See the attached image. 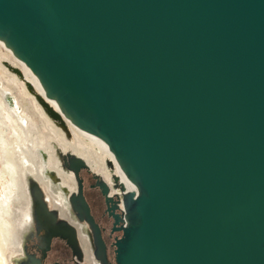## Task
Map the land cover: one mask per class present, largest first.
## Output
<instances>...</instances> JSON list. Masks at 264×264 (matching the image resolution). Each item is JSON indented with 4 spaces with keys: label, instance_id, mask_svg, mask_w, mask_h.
<instances>
[{
    "label": "water",
    "instance_id": "water-1",
    "mask_svg": "<svg viewBox=\"0 0 264 264\" xmlns=\"http://www.w3.org/2000/svg\"><path fill=\"white\" fill-rule=\"evenodd\" d=\"M0 40L135 184L113 200L94 173L124 208L115 264H264V0H0ZM61 157L111 264L81 193L89 166Z\"/></svg>",
    "mask_w": 264,
    "mask_h": 264
},
{
    "label": "flooded vegetation",
    "instance_id": "flooded-vegetation-1",
    "mask_svg": "<svg viewBox=\"0 0 264 264\" xmlns=\"http://www.w3.org/2000/svg\"><path fill=\"white\" fill-rule=\"evenodd\" d=\"M66 145L60 148L65 150ZM72 153L81 154L78 149L72 150ZM81 156L90 168L81 169L79 172L82 180L81 193L88 203L94 222L98 225V233L104 242L106 260L115 264L114 243L116 237L122 233L116 229L121 223L115 214L123 212L120 208L121 202L119 208H113L114 202L106 199L94 173L99 174L109 185V194L113 196V200L116 199L115 194L120 195L119 185H116L113 173L109 172L103 163L94 161L93 155L90 156L89 152H86V155ZM96 158H99V155H96ZM33 165V168L28 167V172L37 179L42 195L39 200L34 197L33 188H28L26 176L29 174L25 175L19 188V197L22 201L20 235L11 248L3 249L4 264H101L93 253L94 233L87 220L80 219L70 202L71 194L79 193L74 173L64 169L59 159L48 158L49 167L56 171L55 178L47 174L45 169L42 175L37 160ZM45 179L50 182L52 191ZM64 221L76 227L75 246L70 242L72 233ZM61 233L65 234V237ZM10 252L15 253L12 261Z\"/></svg>",
    "mask_w": 264,
    "mask_h": 264
},
{
    "label": "bare ground",
    "instance_id": "bare-ground-1",
    "mask_svg": "<svg viewBox=\"0 0 264 264\" xmlns=\"http://www.w3.org/2000/svg\"><path fill=\"white\" fill-rule=\"evenodd\" d=\"M0 44L5 47V49L13 56V59H15L16 63L12 61L11 59L9 61L6 60V58L2 59L0 58V142H1V152H0V159L3 163V168L7 171L10 172V178L12 180L11 184L13 187L20 188V183L21 180L25 178V175H28V167L33 168V162L37 160V164H39V167L42 170V175H44V169L47 174L51 175V172H55L54 169L50 168L48 165V158L57 160L59 157L61 163L63 164V160L61 157V152L63 153H72V150L76 149L75 144H70L67 140H69L71 143L74 142V140H70L71 135H79V137H82L85 139V141L89 142L88 148L83 146L80 147V155L74 154L76 156H79L83 158L81 155H86V152H89V155H93V160L94 161H99L103 163V165L108 168L110 166L114 167V175L118 177V185L119 182L123 185L124 190H121L119 187L120 195L125 191H135L137 192V188L133 182H131L128 177L125 175V173L122 171L121 167L119 166L117 160L115 159L113 153L110 151L108 145L99 137L86 132L77 126H75L65 115L60 111L58 108L57 104L55 101L50 100L46 97L44 89L42 85L40 84L38 78L36 75L16 56L13 54L12 50L5 45V43L0 40ZM19 65V67L17 65ZM20 74V75H18ZM4 75L7 77V83H5ZM20 83L22 86V89L25 93L30 95V97L33 99L34 103L36 104L37 110L41 113V115L46 119V124L47 126L52 129L53 133H55L58 137V146L51 144L52 146H49L43 140L41 143L37 142L39 140L38 136L37 138H34L30 136L29 134L26 135L24 138L26 142H28L29 147H26L25 144L23 143H18L13 139V137H9L8 135V128H7V123L4 119V111L2 109H6L10 115L15 119L18 124H22L21 126H24L26 128H29V124L33 126V122L30 118L25 115L23 110L19 111V100L15 101L10 99L8 95V90L10 89L11 83L14 82ZM29 85L32 86V90L30 89ZM10 91V90H9ZM36 94L41 95L58 113H60L62 120L65 124V128L60 125L59 122L55 121L54 118H52L48 113L46 112L45 108L42 106L40 101L38 100ZM19 99V98H18ZM21 107V106H20ZM21 109V108H20ZM27 114V113H26ZM40 115V114H39ZM54 121V122H53ZM24 124V125H23ZM61 128H59V127ZM23 127V129H26ZM29 129L26 130H30ZM19 132V131H18ZM20 133V132H19ZM33 134V132H31ZM33 138V139H32ZM67 139V140H66ZM74 139V136H73ZM56 140V139H54ZM53 140V142H55ZM87 142V143H88ZM66 148L61 149L60 146H65ZM82 144V143H80ZM95 154V156H94ZM96 155H99V158H96ZM84 159V158H83ZM85 160V159H84ZM86 162V160H85ZM87 163V162H86ZM64 169V165H62ZM90 169V168H89ZM68 170V169H66ZM71 171V170H68ZM73 172V171H72ZM57 175V174H56ZM75 175V174H74ZM101 177V176H100ZM27 178L28 182V188H32V183L37 181V179L29 174ZM44 178V177H43ZM102 178V177H101ZM114 179V178H113ZM46 180V179H45ZM47 181V180H46ZM38 183V181H37ZM49 185V189L52 191L50 188L51 184L49 181H47ZM120 186V185H119ZM17 189V190H18ZM110 191V190H109ZM19 192V190H18ZM55 192V191H54ZM0 228H3L0 227ZM4 230L6 228H3ZM3 230V231H4ZM2 231V230H0ZM3 235V232L1 233ZM6 232L4 233V235ZM7 235H5L6 237ZM5 237L2 236L3 242H5ZM0 237V264H4V254H3V249L5 245H2V239ZM10 239V238H9ZM8 239V240H9ZM5 244V243H4ZM93 248V253H94V247Z\"/></svg>",
    "mask_w": 264,
    "mask_h": 264
},
{
    "label": "rangeland",
    "instance_id": "rangeland-1",
    "mask_svg": "<svg viewBox=\"0 0 264 264\" xmlns=\"http://www.w3.org/2000/svg\"><path fill=\"white\" fill-rule=\"evenodd\" d=\"M0 58L2 59L6 58L7 61L11 59L12 61L16 63L15 59H13V56L1 44H0ZM17 66L19 67V65ZM3 79L5 80V83H7V77L5 75ZM9 90H8V95L10 99L15 101V98H16V100H19V103L21 106V107L19 106V111L23 110L25 115H27V117L30 118L32 122L34 123L33 126L29 124V128L31 127L30 130H26L29 128H26L24 124H23L24 126H21L22 124H18V122L15 121V119L10 115V113L6 109L4 110L2 109V111H4V119L7 123L9 137H13V139L17 141L19 144L20 143H23V145L25 144L26 147H29L28 145L29 143L26 142V140L24 139L27 134H29L30 136L34 138H37L38 136L37 140L39 141L37 142L39 143L45 140V142L49 144V146H52L51 144L58 146L57 143L59 140H58L57 135L53 133L52 129H50L47 126L46 119L37 110L36 104L34 103L33 99L30 97V95H28L27 93L23 91L20 83H18L17 81L14 83H11ZM55 121L59 122L56 119ZM23 127H25L26 129H23ZM31 132H33V134ZM73 136H74V139H73ZM53 140L55 142H53ZM70 140H74V142L71 143L69 140L67 141L70 144H75L76 149L78 150L80 149V147H83V146L88 148L89 142L85 141V139H83L82 137H79V135H77V137L75 135H71ZM0 152H1V142H0ZM57 158L59 159V157ZM3 166L4 165L0 159V227L3 226V228H6L5 230L3 228H0V230H2L0 231V237L2 238V236L5 237V235H7L4 240L5 242H3V238L1 239L3 242L2 245H5L3 246L5 248H11L12 244H14L17 241L20 235L19 234L20 233L19 222L21 218L22 201L19 197L20 195V192H18L19 189L18 188L14 189L15 187H13L11 184L12 180L10 178V172L5 170ZM108 170H110L109 172L114 174L113 166L109 167L108 165ZM2 232H3V235L1 234ZM5 232L6 234L4 235ZM14 254L10 252L11 261L14 257ZM19 263L21 262L19 261Z\"/></svg>",
    "mask_w": 264,
    "mask_h": 264
},
{
    "label": "built area",
    "instance_id": "built-area-1",
    "mask_svg": "<svg viewBox=\"0 0 264 264\" xmlns=\"http://www.w3.org/2000/svg\"><path fill=\"white\" fill-rule=\"evenodd\" d=\"M120 208H121L122 211L124 212V208H123V204H122V202L120 203Z\"/></svg>",
    "mask_w": 264,
    "mask_h": 264
}]
</instances>
